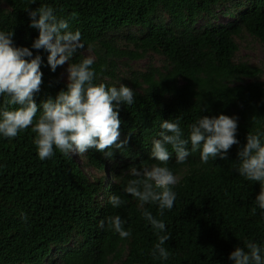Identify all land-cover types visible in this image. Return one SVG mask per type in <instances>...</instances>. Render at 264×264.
<instances>
[{"label":"trees","instance_id":"1","mask_svg":"<svg viewBox=\"0 0 264 264\" xmlns=\"http://www.w3.org/2000/svg\"><path fill=\"white\" fill-rule=\"evenodd\" d=\"M43 4L81 33L83 47L69 65L90 51L93 83H122L134 90L135 102L120 107L119 139L128 142L112 148L110 158L95 149L74 156L54 148L52 157L40 160L31 125L14 138L0 137V264H231L234 247L249 240L264 245V219L255 203L264 185L236 171L246 135L264 132L262 68L239 56L248 38L264 49V0H0V30H12L15 45L30 48L38 30L28 26L27 12ZM221 8L231 22L214 23ZM30 50L42 58L34 94L39 104L65 89L67 71L66 65L50 71L47 53ZM142 59L144 71L134 70L132 63ZM221 113L238 118L239 144L224 159L202 163L189 143V156L177 163L169 147L167 166L176 177L171 210L161 216L155 203L142 208L124 192L135 179L130 165L160 163L150 151L161 120L179 118L186 138L198 117ZM40 114L38 108L34 123ZM89 170L103 177H91ZM112 194L124 201L119 208L110 205ZM145 209L165 222L167 260L151 254L158 240ZM116 214L130 236L97 227Z\"/></svg>","mask_w":264,"mask_h":264},{"label":"clouds","instance_id":"2","mask_svg":"<svg viewBox=\"0 0 264 264\" xmlns=\"http://www.w3.org/2000/svg\"><path fill=\"white\" fill-rule=\"evenodd\" d=\"M35 0H33V3ZM29 27L38 30V36L30 48L16 46L13 32L0 30V137L14 138L19 131L31 125L36 134L34 145L40 160L50 158L54 148L64 155L85 153L89 149L104 152L106 158L112 155V148L120 149L127 144V137L120 138L119 110L121 105L134 104V90L124 84L106 86L93 83L95 78L91 58L78 63L69 61L78 49L83 47L81 33L73 30L69 19L58 17L53 7L40 5L28 10ZM30 49L47 53V65L55 71L59 65H67V79L64 90L56 96L48 97L37 104L34 94L40 90L42 82L41 55L33 54ZM10 105L18 107L10 109ZM41 114L33 122V118ZM237 117L225 114L201 115L188 125L185 138L179 118L161 120L158 138L151 141L150 156L159 161L151 167L138 168L135 164L128 167L129 179L124 192L135 197L140 206L155 203L160 215L171 210L176 193L172 186L176 177L167 166L170 158L169 147L175 153L177 163H183L191 151L199 149V159L207 163L210 158L224 159L236 139ZM246 142L237 152V173L247 180L264 185V132L247 134ZM112 208H119L124 201L117 194L109 196ZM257 209L264 219V187L255 196ZM144 219L152 226L158 242L154 245L152 256L167 260L169 253L163 246L170 237L165 222L157 219L145 209ZM21 219L27 217L21 213ZM126 223L120 215H110L97 222L100 229L107 226L121 238L130 236L123 226ZM231 264H264V245L249 240L243 246H236L229 253Z\"/></svg>","mask_w":264,"mask_h":264},{"label":"rangeland","instance_id":"3","mask_svg":"<svg viewBox=\"0 0 264 264\" xmlns=\"http://www.w3.org/2000/svg\"><path fill=\"white\" fill-rule=\"evenodd\" d=\"M224 10H225L224 8H221L219 11H217L214 23L221 24V23H229L232 21L231 17H228V16L225 17L221 14V12H223ZM203 23H204V20H198L196 24L201 25ZM239 51H240L239 56L245 59L248 63L262 68L263 75L261 76V78L264 79V49L259 44H257L256 42H252L251 39L248 38L245 44L244 43L241 44ZM83 54L87 58H91L92 56L90 51H84ZM152 60L155 66L160 67L161 62L159 58L155 57ZM146 65H147V60L142 59V60L132 63V68L134 70L144 71V69L146 68ZM65 68L67 69V65ZM72 154L75 156L76 153L73 152ZM103 173L98 174L95 170L88 171V174L91 177L92 176L93 177H97V176L103 177Z\"/></svg>","mask_w":264,"mask_h":264}]
</instances>
